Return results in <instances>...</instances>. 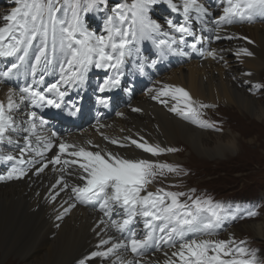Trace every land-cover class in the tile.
Wrapping results in <instances>:
<instances>
[{"label": "snow or ice", "instance_id": "1", "mask_svg": "<svg viewBox=\"0 0 264 264\" xmlns=\"http://www.w3.org/2000/svg\"><path fill=\"white\" fill-rule=\"evenodd\" d=\"M161 2L183 22L169 18L165 27L153 19L151 10ZM13 3L16 6L2 17L4 23L0 26V59L13 62L0 69V82L23 76L25 83L18 89L10 87L6 102L0 100V164L10 165L0 173V181L18 180L30 171L39 175L51 165L60 175L45 198L55 203L61 193H69L60 205L57 221L63 220L77 203L97 207L102 214L94 228L99 239L95 250L83 255L77 264H91L97 258L110 264H149L142 259H128L121 250L142 257L151 247L158 251L162 247L173 249L170 254L163 252V261L151 264H260L256 251L245 246L246 241L205 238L211 237L224 219L220 204L180 191L148 190L165 169L177 171L172 165L127 158L119 152L99 149L91 141L69 142L47 129L43 110L61 109L71 90L79 88L92 69L109 73L99 84L100 93L119 88L126 59L139 54L142 41H152L160 56L169 52L186 56L187 48L196 50L209 39L203 35L205 31H215L217 34L211 38L217 41L233 39L218 34L220 25L231 24L234 19L250 21L255 14H264V0H219L222 12L214 21V29L208 27L206 19L212 13L200 0H121L108 9L110 14L99 34L90 30L86 17L107 8L109 0ZM188 37H192L190 43ZM241 38L252 43L248 37ZM241 54L252 53L246 47L234 53ZM207 55L215 59L217 50H209ZM146 63L137 60L141 73ZM151 63L156 60L151 59ZM50 75L57 78L46 83ZM149 91L155 92L151 97L154 101L166 107L168 100L164 98L175 101L169 108L174 113L195 111L191 94L182 86L163 84ZM97 102L107 104L106 98L100 96ZM67 107L70 114L79 111L74 102L68 101ZM104 139L122 148L134 145L152 156L167 151L139 135L137 139ZM5 145L9 150L4 151ZM253 215L247 212V216ZM137 225H142V231ZM110 230L119 235H109Z\"/></svg>", "mask_w": 264, "mask_h": 264}, {"label": "bare ground", "instance_id": "2", "mask_svg": "<svg viewBox=\"0 0 264 264\" xmlns=\"http://www.w3.org/2000/svg\"><path fill=\"white\" fill-rule=\"evenodd\" d=\"M200 2L212 13L206 19L208 27L214 29L216 27L214 21L221 15L222 6L219 2L214 3V0H200ZM8 12L5 11L0 18L2 19ZM93 15L99 16L98 13ZM105 15L106 13L102 16ZM161 16L162 18L157 21L165 27V19H169L170 16L176 22H183L182 18L175 13L170 15L165 13ZM87 21L89 19L86 23ZM215 34H217L215 31L203 33L209 39L203 41L204 45L200 47L198 54H194L195 57L190 54L185 56L171 52L160 56L153 42L151 45L149 41L140 42L139 54L126 59L123 68L137 67L138 59L141 62L147 61L149 81L142 84V88L146 86L147 88L138 95L129 97L128 100L126 97L118 99L121 100L120 105H116L114 113L101 121H88L79 129L55 132L69 142L84 144L91 141L92 145L98 146L99 149L119 152L133 159L144 158L153 161L167 152L178 150L182 145L203 155L223 157L239 148L238 136L241 134L237 136L234 131H226L223 128L217 131L212 130L209 126L203 125L204 123L201 124V119L206 118L209 108L217 111L232 105L242 112L243 118H251L250 115L257 118H251L256 124L248 128L247 132L264 138V126L257 122L264 119V104L257 99V94L261 93V88L264 86V80L261 78L264 74V14L257 13L250 21L234 19L231 24L220 25L218 34L222 37L229 35L234 37L236 44L217 43V40L211 38ZM241 37H248L252 43H248ZM245 47L252 49L253 54L230 56L238 49ZM212 49L217 50L215 59L207 55V52ZM186 50L188 53L191 52L190 48ZM160 57L162 61L158 62ZM153 58L156 60L155 64L151 63ZM5 62L0 59V69H2L1 63ZM167 69H171L170 73L163 75ZM91 72L109 74L97 69H92L89 73ZM163 84L182 86L188 90L195 111H189L183 115L170 111L169 108L176 103L170 97L164 98L168 100L167 107L154 101L151 97L155 92L149 90L159 88ZM10 87L12 86L7 84V80L0 82V100L6 102ZM135 108L141 111H133ZM242 117L239 118L241 121L244 120ZM255 127L257 129H254ZM47 129L51 131L50 126H47ZM239 129L241 128L238 127L237 130ZM137 134L167 151L158 156H152L136 149L134 145L122 148L104 139L105 136L137 139ZM7 150L9 148L5 145L4 151ZM92 150L98 149L93 147ZM54 153L55 149L49 154V158ZM171 156L174 159L177 158L175 154ZM7 167H9L8 164H0V173L6 171ZM59 175L60 173L53 171L50 165L39 175L30 171L24 178L0 181V264H77L83 255L95 250L99 238L94 228L102 215L96 207L77 203L63 220L55 219L60 205L68 198L69 193L67 191L61 193L55 203H50L45 198V194ZM153 185L152 182L148 190H156ZM57 224L59 227L56 226ZM137 227L142 231V225ZM242 228L249 229L254 236L264 237V222L251 220L248 223L245 222ZM231 230L223 236H231L232 232L244 233L238 229L232 232ZM108 234L119 235L115 230H110ZM205 238L213 239L212 236ZM172 250L162 247L158 251L155 247H151L144 251L142 257L133 256L128 250H121V255L128 259L146 260L151 264V261H163V252L167 251L170 254ZM60 254L63 260L58 257ZM91 264H110V261L97 258Z\"/></svg>", "mask_w": 264, "mask_h": 264}, {"label": "rangeland", "instance_id": "3", "mask_svg": "<svg viewBox=\"0 0 264 264\" xmlns=\"http://www.w3.org/2000/svg\"><path fill=\"white\" fill-rule=\"evenodd\" d=\"M0 1L1 3H6V1ZM120 1L121 0H117V2ZM127 2H130V0H127ZM1 6L0 15L5 11H10V8H12V6L9 5L5 6V8L3 5ZM111 7L112 4L109 1L107 8L102 11H94V13H98L99 16L91 15V17H88L87 15L86 20L89 19V21H87L86 24H88V27L91 28L92 19L97 18L98 20H101L102 17H105L102 15H104ZM164 8H167V4L163 2L154 6L151 10L152 18L155 19L153 17L154 14H158V11ZM161 15L162 14H160L155 20H160L162 18ZM89 22L91 24H89ZM3 23L4 21L0 18V25H3ZM234 40L235 39L233 38L216 42H229L236 44ZM249 50L251 53L253 52L251 51L252 49ZM254 52L256 51L254 50ZM230 56L235 57L234 54H230ZM238 62L240 63V61ZM169 71H171V69H167V71H165L166 74L164 73L163 75L169 74ZM261 78L264 80V74ZM257 99L264 104V86L261 88V93L257 94ZM240 112V110L232 105H228V107H225L222 110L218 109L217 111L213 110V108H209L207 109L206 118L201 119V124L204 123L203 125L209 126L212 130L217 131L223 128V130L226 131H234L237 136L241 134L238 136L239 148L235 152L228 153L227 156L223 157H211L200 154L199 152L193 149H188L187 146L182 145L176 150L177 152L172 150L165 155L163 154L162 157L159 156L158 158L153 159L154 162L166 163L177 169L175 172H168L167 169H165L164 175L158 176L153 181V188H164L170 191L185 192L192 197V193L196 192V194L200 195H213L214 198L228 197V201L226 200L228 206L224 207H230L229 211H232L237 219L234 222H230L233 220L230 217L226 222L230 223L225 226V229L220 235H216V231H214L212 235L213 239L226 241L234 239L236 242L246 241L245 246L256 251L260 264H264V237L259 238L254 236L250 233L249 229L245 230L242 228L245 222L248 223L251 220L264 222V138L257 137L256 134H248V128L256 124L251 120V118L255 117L250 115L251 118H243V114ZM241 117L244 120L241 121L239 119ZM261 120V122H257L259 125L264 126V119ZM238 127L241 128L239 129L240 131L237 130ZM254 129H257V127ZM172 154H175L177 158H172ZM193 198L209 199L208 197L200 196H194ZM243 210L245 211L244 217L239 219L240 212ZM249 211L254 212L255 215L251 217L247 216V212ZM226 220L227 217L224 215L222 221ZM232 228L234 230L238 229V231H243L244 233L239 234L237 232H232L234 231L231 230ZM230 230L232 232V237H224L223 234H226ZM61 256L62 254L58 257L61 259L63 258Z\"/></svg>", "mask_w": 264, "mask_h": 264}]
</instances>
